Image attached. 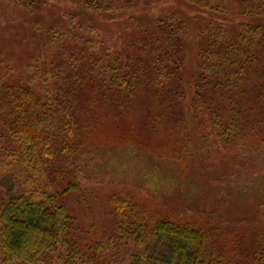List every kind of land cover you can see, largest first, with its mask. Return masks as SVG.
Here are the masks:
<instances>
[{
  "label": "trees",
  "instance_id": "1",
  "mask_svg": "<svg viewBox=\"0 0 264 264\" xmlns=\"http://www.w3.org/2000/svg\"><path fill=\"white\" fill-rule=\"evenodd\" d=\"M5 1L55 12L0 74V264H264V215L207 207L264 206V0Z\"/></svg>",
  "mask_w": 264,
  "mask_h": 264
},
{
  "label": "rangeland",
  "instance_id": "2",
  "mask_svg": "<svg viewBox=\"0 0 264 264\" xmlns=\"http://www.w3.org/2000/svg\"><path fill=\"white\" fill-rule=\"evenodd\" d=\"M162 3L164 4L163 7H159L161 10L160 13L168 14L172 12H186L189 8V5L184 1V0H162ZM64 3H62L63 5ZM48 9H50L48 11ZM48 12L54 13L55 11L51 8H49L48 5L44 6L43 10V15H40L36 12H30L27 11L25 8L21 6H16L13 4H10L9 2L5 0H0V74H3L9 67H13V69H16V73H22L21 71H25L27 64L29 63V58L32 54V48L29 45V40L30 37L33 36V34H36L35 30L37 26L39 25L36 23L39 19V17L44 18L45 20L47 19ZM148 13V12H147ZM153 13V11H151ZM38 14V16L36 15ZM159 13L156 12V9L154 10L153 16H158ZM97 24L102 27V33L105 34L109 39H114L117 37L119 32L122 31V26H119L118 24L121 23V20L117 19H102L100 17H94ZM95 20H91L94 23ZM135 26V25H132ZM200 26V23H194V28L197 29ZM131 28V26H130ZM129 29V28H128ZM199 29V28H198ZM196 32H199V30H196ZM38 33V32H37ZM193 46V47H192ZM190 55L188 57V63H187V68H188V73H193L194 70L196 69V62H197V53H196V46L195 44L190 45ZM158 140L160 141V144L163 145H168L169 141H171L172 137L169 135L168 131H159L157 134ZM173 141V140H172ZM148 163V162H147ZM142 166H144L142 164ZM106 172V171H103ZM105 176L100 175V179L104 181V185L107 184L106 181H110L111 176L106 175L103 173ZM217 174V173H215ZM175 171H167L165 173V177L167 179H177L179 176H176ZM133 176V175H130ZM163 177V180L167 181L166 178ZM194 178V177H193ZM136 179V178H134ZM137 180V179H136ZM197 183H200L199 179H196ZM215 179L213 178L211 182L209 181V184L206 183L203 186V190H207L209 188V185H212L213 181V186L216 185V182L214 181ZM230 180V179H228ZM131 182L129 183H121L120 182V188L125 189L128 188ZM218 184V183H217ZM201 186V183L199 187ZM227 186H229V182L227 183ZM107 188L108 186H104ZM198 187V189H199ZM236 188V186H233ZM232 187V189H233ZM185 189V188H184ZM228 190V191H227ZM226 189L224 192H231L232 190ZM238 192V191H237ZM233 193L234 194H237ZM189 194L190 196V191L188 189H185L182 191V194L180 198L174 199L176 205L175 208H172L174 210L182 209L181 207L184 205H187V209H191L190 204L186 203L184 200V196ZM208 194V193H207ZM207 194L203 193H198L196 194L195 197L198 198V200L203 199L204 196L208 197ZM231 195L230 198H223L221 200V204H217L215 199H212V204H209L207 207H210L213 205L214 207H219V211L221 213H227V217L231 218V213H242V212H248L250 209H254L255 207V212L260 211L261 214L264 215V206H261L258 201H256L253 197H249L248 199H243L241 202H239L237 199L236 195ZM137 197L140 201H144L147 203L149 206H155L160 209L161 208L159 205L156 203H151L153 200L148 199L146 196H144V193L137 192ZM191 198V197H190ZM210 201V200H209ZM260 208V209H259ZM187 211V210H186ZM240 211V212H239ZM190 212V211H189ZM87 215V214H86ZM229 218V219H230ZM125 264H130L129 260L125 262Z\"/></svg>",
  "mask_w": 264,
  "mask_h": 264
}]
</instances>
